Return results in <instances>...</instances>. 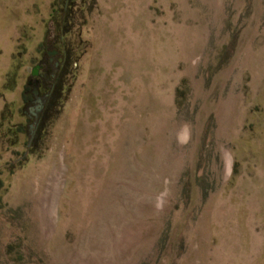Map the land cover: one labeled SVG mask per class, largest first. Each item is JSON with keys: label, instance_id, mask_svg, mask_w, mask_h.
<instances>
[{"label": "rangeland", "instance_id": "374dc122", "mask_svg": "<svg viewBox=\"0 0 264 264\" xmlns=\"http://www.w3.org/2000/svg\"><path fill=\"white\" fill-rule=\"evenodd\" d=\"M0 264H264V0H0Z\"/></svg>", "mask_w": 264, "mask_h": 264}, {"label": "flooded vegetation", "instance_id": "af4514ba", "mask_svg": "<svg viewBox=\"0 0 264 264\" xmlns=\"http://www.w3.org/2000/svg\"><path fill=\"white\" fill-rule=\"evenodd\" d=\"M49 54H53V56H50V58H49L50 61H53L56 57L58 58L54 62V67H55V71H56L60 67V64H61V59H60L61 53H60V50L59 49H54L53 51H50ZM41 80H42V78H41V72H40L39 75L37 76L36 86L34 85V89L37 88L38 93H37V95L34 94V98L31 101V103H36V105L35 106H32V105L30 106V113L35 119H38L39 114L42 112V110H43V108L45 106V101L48 98L47 94L45 95V97H43L42 94H41ZM38 98H41V101H39ZM41 103H42L43 106L39 108ZM32 126H34V125H32Z\"/></svg>", "mask_w": 264, "mask_h": 264}, {"label": "trees", "instance_id": "16d2710c", "mask_svg": "<svg viewBox=\"0 0 264 264\" xmlns=\"http://www.w3.org/2000/svg\"><path fill=\"white\" fill-rule=\"evenodd\" d=\"M70 56H71V54L69 52L64 53L63 54V57H62L63 58V61L61 60L60 67L56 70L55 74L54 75L51 74L49 80L47 78H45L44 81H43L44 84H45L44 86L47 89V92L49 93V95H48V99L49 100L52 99V98H54V96H55V91H54L55 83L60 78L61 71L66 68L65 66L68 63V60H70ZM58 89H59V87L57 86L56 92H58ZM56 94H58V93H56ZM46 111L47 110H44L43 111V114Z\"/></svg>", "mask_w": 264, "mask_h": 264}, {"label": "water", "instance_id": "95a60500", "mask_svg": "<svg viewBox=\"0 0 264 264\" xmlns=\"http://www.w3.org/2000/svg\"><path fill=\"white\" fill-rule=\"evenodd\" d=\"M46 66H47L46 64H36V65L33 66L32 71H31V79L28 82L29 85H35L36 86L37 76L39 75L40 70L43 69V68H45ZM33 92H34L35 95H37V93H38L37 88H35L33 90ZM38 100L41 101V98H38ZM42 106L43 105L41 103V105L39 106V108L42 107Z\"/></svg>", "mask_w": 264, "mask_h": 264}, {"label": "bare ground", "instance_id": "6f19581e", "mask_svg": "<svg viewBox=\"0 0 264 264\" xmlns=\"http://www.w3.org/2000/svg\"><path fill=\"white\" fill-rule=\"evenodd\" d=\"M229 160H230V159H229ZM229 162H230V161H228V166H229Z\"/></svg>", "mask_w": 264, "mask_h": 264}]
</instances>
